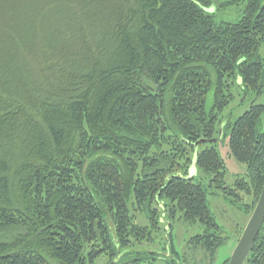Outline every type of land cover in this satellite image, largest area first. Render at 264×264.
I'll return each mask as SVG.
<instances>
[{
  "label": "trees",
  "instance_id": "16d2710c",
  "mask_svg": "<svg viewBox=\"0 0 264 264\" xmlns=\"http://www.w3.org/2000/svg\"><path fill=\"white\" fill-rule=\"evenodd\" d=\"M216 2L0 0V264L111 260L140 244L136 213L199 223L188 247L213 263L226 237L190 155L208 189L251 196L247 216L264 184V106L219 118L237 80L264 95V0L222 4L242 6L234 23ZM221 128L247 169L234 188ZM244 264H264V222Z\"/></svg>",
  "mask_w": 264,
  "mask_h": 264
},
{
  "label": "rangeland",
  "instance_id": "374dc122",
  "mask_svg": "<svg viewBox=\"0 0 264 264\" xmlns=\"http://www.w3.org/2000/svg\"><path fill=\"white\" fill-rule=\"evenodd\" d=\"M232 0H217L219 9L212 8L211 12L216 14L217 22L234 23L240 20L242 15V6L222 7L221 5ZM215 5V3H214ZM260 55L263 58L264 65V47L260 49ZM264 68V67H263ZM261 85L264 86V70L261 77ZM232 96L229 105L223 110L219 116L220 120L225 126L227 123L232 124L244 115L252 105L264 106V95H257V93L250 87H246L239 80L235 85L228 88V92ZM258 130H264V112L260 116L258 122ZM219 137L215 150L219 156L225 161L226 173L224 183L226 187L234 188L235 183L239 179L246 178V166L238 162L230 153L229 138L230 132L221 128L219 130ZM204 149V147H201ZM192 163L187 169V177L196 178L206 189V200L209 210L215 219L216 224L222 229V236L226 237L225 243L217 249L215 258L212 264H223L228 260L237 245V242L244 230L248 220L251 216H247L242 211L241 207L245 203H250L251 196L241 195L242 201H237L235 198L230 199L225 197L222 191H213L208 189L211 176L200 171L195 165V155L191 154ZM234 201V202H232ZM132 201H128L130 205ZM134 214V213H132ZM137 216L139 223L145 226L144 235L139 240H133L140 244H134V255L127 256L128 249L119 251L116 249L114 254L115 259L108 261L107 257L102 256L97 259L94 264H130V261H137V253L141 254L140 258L144 259L143 264H208L210 257L207 253L199 250H191L188 247V242L191 237L200 235L203 232V227L196 223L189 225L184 223V220L179 217L166 221L162 218L160 222H153L151 218L143 213L134 214ZM183 220V221H182ZM156 226L155 229L152 228ZM241 232V233H240ZM171 233V240L168 235ZM132 240V238H130ZM172 244L173 251L169 245ZM120 249V248H119ZM121 252L120 254H118Z\"/></svg>",
  "mask_w": 264,
  "mask_h": 264
},
{
  "label": "water",
  "instance_id": "95a60500",
  "mask_svg": "<svg viewBox=\"0 0 264 264\" xmlns=\"http://www.w3.org/2000/svg\"><path fill=\"white\" fill-rule=\"evenodd\" d=\"M264 222V184L257 204L227 264H244ZM115 262V261H114ZM111 263V264H114Z\"/></svg>",
  "mask_w": 264,
  "mask_h": 264
},
{
  "label": "flooded vegetation",
  "instance_id": "af4514ba",
  "mask_svg": "<svg viewBox=\"0 0 264 264\" xmlns=\"http://www.w3.org/2000/svg\"><path fill=\"white\" fill-rule=\"evenodd\" d=\"M202 234V233H201ZM169 239V238H168ZM135 245H133V246H131L130 248H122V249H119V251H121V250H125V249H128L129 250V252H127V256H129V255H134L136 252H134L133 250H135L136 248H133ZM169 247H170V249H172L171 248V246L169 245ZM121 252H119L118 254H120ZM137 255V259H139L140 261H139V263L138 264H143V262H145V260L144 259H142V258H139V256L141 255V254H139V253H137L136 254ZM107 258H108V260L109 261H112V260H114L115 259V257H113L111 260L109 259L110 258V256L108 255V256H106ZM134 261H130V264H132Z\"/></svg>",
  "mask_w": 264,
  "mask_h": 264
},
{
  "label": "crops",
  "instance_id": "0c3cea01",
  "mask_svg": "<svg viewBox=\"0 0 264 264\" xmlns=\"http://www.w3.org/2000/svg\"><path fill=\"white\" fill-rule=\"evenodd\" d=\"M136 222H137L138 224H140V223H139V221H138V219H137V221H136ZM140 225H141V224H140Z\"/></svg>",
  "mask_w": 264,
  "mask_h": 264
}]
</instances>
